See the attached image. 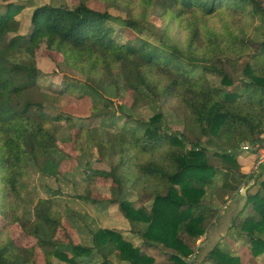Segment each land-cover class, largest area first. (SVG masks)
<instances>
[{
    "label": "trees",
    "instance_id": "obj_1",
    "mask_svg": "<svg viewBox=\"0 0 264 264\" xmlns=\"http://www.w3.org/2000/svg\"><path fill=\"white\" fill-rule=\"evenodd\" d=\"M22 1L28 4L0 0V264H33L36 247L43 264H55L54 259L116 264L110 259L114 253L127 264H187L197 240L219 214L218 206L204 200L217 174L222 179L214 194L222 204L241 180L253 179L250 187L256 190L246 195L225 237H245L249 264H264V178L242 174L238 161L244 148L264 147L262 1L94 0L103 9L87 0L73 7L45 3L33 7L25 32L20 18H26L28 5L18 6ZM108 7L124 15H114ZM116 23L127 29L125 41L118 40ZM257 24L258 41L252 37ZM158 27L162 46L131 32ZM24 53H39L56 64L61 91H39L40 70L11 60ZM109 86L118 97L131 89L135 94L129 106L107 98ZM83 98L90 101L89 120L111 117L123 106L137 113L156 100L181 123L170 126L161 104L137 128L127 125L132 115L126 114L118 131L47 112ZM108 107L112 114L98 112ZM66 138L79 152L92 145L96 161L106 162L108 169H93L90 177L110 181L119 196L77 198L116 205L131 226L141 224L143 229L134 232L140 246L124 231L108 227L92 232L91 243L74 241L64 222V198L36 196L28 188L32 163L41 175L61 173ZM130 191L136 192L135 200L121 198ZM14 226L34 238V244L17 245L9 234ZM58 234L66 241L54 240ZM202 262L241 264V258L217 244Z\"/></svg>",
    "mask_w": 264,
    "mask_h": 264
},
{
    "label": "rangeland",
    "instance_id": "obj_2",
    "mask_svg": "<svg viewBox=\"0 0 264 264\" xmlns=\"http://www.w3.org/2000/svg\"><path fill=\"white\" fill-rule=\"evenodd\" d=\"M26 1H28V4L25 3L24 1L18 4V6L20 7L26 4L28 5V8H26L25 10L26 18L24 19L20 18V21H22L21 22L22 32H25L28 28L29 21L27 18L34 6L50 3L53 5L65 4L69 7H73L77 5L81 0H26ZM261 1H262V5L264 6V0ZM87 2L90 6L94 8H99V9L104 8L103 4L99 5L94 0H87ZM108 8L109 11L114 15H119V14L124 15L123 11L113 9L112 7H108ZM158 24L160 23L158 22ZM259 27L260 24H257L255 27L254 34L252 36L253 39L256 41L262 38ZM115 29L117 31L116 33L118 35V40L121 42L125 41L127 38V32H126L127 29L117 23ZM140 31L141 32L138 33L137 31L131 30L134 36H138L142 39H146L147 41L155 44V46L163 45L161 42L162 31L159 29V27L155 29H151L148 32H146L144 29ZM11 60L13 62H18L28 67L31 66L37 67L40 70L41 73L38 75L37 84L39 91L41 93H45L48 95H56L59 91H61V84H60L61 77L56 74L57 73L56 64L52 62L49 58H45L41 56L39 53L32 56L24 53V54L16 55L15 57L11 58ZM80 94L81 93L78 92L74 94L72 98L77 99L78 96H80ZM134 94L135 93L131 89H127L122 92L120 97H118L113 87L109 86L104 90V95L107 98L111 99L115 103L125 104L126 106H129L128 101L131 100V97H133ZM64 95L67 96L68 94H64ZM140 103L141 102H138L137 105H139ZM160 104L161 103L156 102V100L149 101L148 103L141 105L137 113H133L127 107L123 106L120 112L114 113L113 116L111 117L108 118L95 117L89 120V115H91L92 112L90 110V106H91L90 101L89 99L83 98L75 104L62 106V107L59 106L58 109L48 107L47 112L53 115L63 112L72 116V118L77 123H83L85 125L91 123L92 125H99L100 128L102 127L109 131H118L125 123L124 121L126 119L125 116L126 114L132 115V120H129L127 125L129 127L137 128L139 121L146 122L153 114L158 112ZM161 106H163L165 121L170 126L172 125L175 127H179L181 121L176 116V114L172 112L170 109L165 108L163 104H161ZM112 110L113 109L111 107H108L107 109H103V110L100 109V111L98 112L99 113L101 112V114L102 113L112 114ZM58 124L60 123L58 122ZM64 129H67V126H65ZM66 139H64V141L61 143V147L67 155L63 160V163L60 164L61 173L57 175V177H52V176L49 177V176L41 175V173L38 171L36 166L32 163L30 164L28 170L29 171V180L27 183L28 188L31 191H33V193L36 194V196H42V197L62 196V198H64L66 204L68 205L67 210L65 211L63 216L64 222L69 230L70 237L74 241L79 240V241L87 242L86 239H88L89 237L91 238V232L93 230H96L98 226H100L101 224L103 225L111 224L109 225V227L122 228L123 226L124 228H129L130 229L128 231L129 235L127 236H129V238H131L137 246H140L139 243L141 241L134 234V232L141 231L143 229V226L141 224H135L134 226H131L127 222V220L122 216V214L119 212L116 205H112V204L109 205L106 202H102L100 204L94 205L92 203L85 202L77 198L78 195H87L92 197L102 196L112 199L118 198L119 196L117 194L118 189L110 181H105L102 179L101 180L93 179L90 177L91 171L93 169H97V168L108 169V165L106 162L101 161L100 163L96 161L94 157L95 149H93L92 145L88 143L83 149V151L79 152L77 150L71 149L70 142L68 138ZM258 150L259 148L255 151L251 147L244 148L242 150L243 152L241 154H244L246 152L252 155L255 154V160L252 163V165L249 166L247 171L244 172L242 168L243 164H240L242 174L250 173L252 171L253 172L258 171L254 169V166L257 163ZM256 178L259 181L263 177L260 176ZM221 179L222 178L220 174H217L215 176L212 184V188H210L204 196V200L206 203L208 204L210 203V205L213 206H217L221 204L219 202V199H217V197L214 194V189L220 185ZM246 179L248 184L250 181L248 178ZM243 180H241V184L239 185V188L247 185L245 180L244 181ZM251 193H253V189L251 190ZM121 198L135 200L137 198V194L135 191L134 192L130 191L128 195L123 196ZM229 199L230 197L228 198V200ZM34 200H36V198ZM106 205L107 207H104ZM225 206L226 203L223 204L222 208L224 209ZM70 210H72V212H70ZM74 211L77 212L78 215L74 213ZM0 228L4 230V226H2L1 217H0ZM9 234L13 238L14 242L19 246H30L33 245L35 242L34 238L26 236L18 226L12 227ZM261 237L264 239V233L261 235ZM54 240L62 242V241H66V237H64L62 234H58L54 237ZM200 241L201 238L197 240V243L195 244L196 247L198 246L197 244H199ZM229 243H230V247L228 246L230 248L229 250L236 252V254L241 258V264H249L248 248L250 245L248 244L247 239L244 237L243 239L236 241L233 238L225 237V244L228 245ZM221 247H224L222 243H221ZM148 251L150 253L153 252L152 250H148ZM95 259L97 260V258ZM260 260L261 257H258L257 261ZM55 261L56 263L61 264L57 259H55ZM43 263L44 260H43L42 251L39 247H36L35 262L33 264H43Z\"/></svg>",
    "mask_w": 264,
    "mask_h": 264
},
{
    "label": "crops",
    "instance_id": "obj_3",
    "mask_svg": "<svg viewBox=\"0 0 264 264\" xmlns=\"http://www.w3.org/2000/svg\"><path fill=\"white\" fill-rule=\"evenodd\" d=\"M239 158H240L239 162H240V164H243L242 168L245 172L248 170L249 166H251L252 163L254 162L255 154L252 155V154H249L248 152H246L244 154H241ZM256 170H258V171H256V172L252 171L253 173L250 172V173H245V174H247V175L254 174V176H257V177L262 176L264 178V162ZM42 177H44V176H42ZM252 181H253V179H250V182L245 186V191H242L239 193L235 192L233 195L225 197L226 201L224 203H226V206L224 209L222 208L224 203L217 205L219 207V214H218L217 218L215 219V221L211 225H209L206 232L200 237L201 241L199 242V244H197L198 246H197V249L195 251L197 254L194 252L190 256V258L188 259L187 264H207V263H203L202 261L206 257L207 253L212 248H214L217 244L221 246V243H222V245H224L225 248L230 249L229 248L230 243L228 245L225 244V235L227 233L228 227L230 226L233 218L241 210V208H242V206L246 200V195L251 193L252 189H253V192L256 190V186L250 187V183ZM229 197H230V199L228 200ZM107 204H109V203H107ZM104 207H107V205ZM102 208H103V206H102ZM105 225H107V226H105ZM109 225H111V224H104V225L101 224L100 226L97 227V229L99 227L116 228V227H109ZM116 229L123 230V231H125V233H124L125 235H129V232H128L130 230L129 228H124L122 226V228H116ZM94 231L95 230H93L92 232H94ZM92 232H91V234H92ZM91 238H92V236H91ZM91 238L89 237L88 239H86V241L91 242ZM111 260L113 262H115L116 264H127L125 261H121L119 259L117 253H114L111 255ZM54 262H55V264H58V263H56L55 259H54ZM60 263L63 264L62 262H60Z\"/></svg>",
    "mask_w": 264,
    "mask_h": 264
},
{
    "label": "built area",
    "instance_id": "obj_4",
    "mask_svg": "<svg viewBox=\"0 0 264 264\" xmlns=\"http://www.w3.org/2000/svg\"><path fill=\"white\" fill-rule=\"evenodd\" d=\"M264 162V147L259 148L258 153H257V163L254 166V169H257L262 163ZM247 184V179L245 180ZM245 191V186L240 187L238 189V193Z\"/></svg>",
    "mask_w": 264,
    "mask_h": 264
}]
</instances>
